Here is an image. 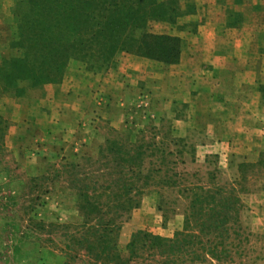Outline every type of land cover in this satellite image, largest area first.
Segmentation results:
<instances>
[{"label": "rangeland", "instance_id": "1", "mask_svg": "<svg viewBox=\"0 0 264 264\" xmlns=\"http://www.w3.org/2000/svg\"><path fill=\"white\" fill-rule=\"evenodd\" d=\"M177 2L173 23L154 21L147 31L181 38V58L192 76L178 93L172 65L125 52L109 68L89 70V64L72 60L59 83L38 89L23 84L24 96L2 93L0 264H93L83 251L67 249L84 219L73 179L93 186L101 175L106 186L114 170L104 164L119 158L110 152L113 142L141 147L144 159L138 170L144 178L135 180L140 190L121 199L125 210L115 234L125 258L137 231L167 238L182 231L191 221L193 189L202 187L234 191L242 208L226 234H215L211 249L218 258L203 256L193 264H264V233L249 224L264 188V0ZM16 6L17 0H0V63L19 55L12 47ZM221 55L229 60L219 59L226 67L222 74L200 75L205 79L193 90L204 64L190 58ZM134 62L150 78L120 75L119 86L117 66ZM99 98L105 102L98 104ZM225 137L233 143L222 154L215 142ZM120 166L127 172L128 164Z\"/></svg>", "mask_w": 264, "mask_h": 264}, {"label": "trees", "instance_id": "2", "mask_svg": "<svg viewBox=\"0 0 264 264\" xmlns=\"http://www.w3.org/2000/svg\"><path fill=\"white\" fill-rule=\"evenodd\" d=\"M179 9L177 0H17L18 31L12 47L19 55L0 63V97L5 92L24 96L23 84L38 89L59 83L72 60L89 64V70L109 68L116 55L125 52L176 65L182 55L181 38L152 34L147 27L154 21L173 23ZM4 128L0 116V144ZM111 145L110 152L119 158L104 164L114 170L106 186L97 173L93 186L84 185L78 177L73 179L84 219L80 235L70 236L67 249L83 251L93 264H193L203 256L218 258L211 249L215 234L222 237L227 233V225L240 218L242 203L234 191L202 187L193 189L187 217L191 221L182 231L173 238L137 231L127 246L128 257L120 253L115 232L125 210L121 199L140 190L135 180L144 178L138 171L144 159L141 147L133 150L116 142ZM120 162L128 164L127 172ZM104 197L115 201L105 203Z\"/></svg>", "mask_w": 264, "mask_h": 264}, {"label": "crops", "instance_id": "3", "mask_svg": "<svg viewBox=\"0 0 264 264\" xmlns=\"http://www.w3.org/2000/svg\"><path fill=\"white\" fill-rule=\"evenodd\" d=\"M204 29H205V32H207L208 27L206 26ZM201 44H202V47H204V46H206L207 43L204 40H202ZM218 57L219 56H213V57H211L212 60L208 59V57L204 58L203 60H201L200 57H198V58L195 57L194 59L190 58L191 61L200 62V64H202V65L204 64V66H203L204 69L202 67L201 68L199 67L198 69L200 72L196 73V76L193 77V80H195V79L197 80L196 83L193 82L191 84V85L194 84L196 86V87H194L193 90L196 91V89H198V84H199L198 80L205 79L204 77H200V75L201 76L204 75L207 77L212 76V78H216L217 76L222 74V70L225 69L226 67H225V65H223V66L219 65L221 63L219 59H221V61H223V63H227V62H229V60H228V57H226L224 55L223 56L221 55V57H219V58ZM225 60L226 61L228 60V61L225 62ZM135 63L136 62L127 66L126 68H124L123 65L117 66V68L114 72H115V75L117 78L116 82L119 86H124L122 83L119 82V76L120 75H121V77H123L124 74L127 75L128 77H130V76L131 77L132 76L139 77V79L141 78V80H147V78H150L149 72L147 70L140 68V67H137L138 64L135 65ZM187 63H188L187 58H185L183 56L178 64L170 66V74H171V76H174V81H175V87H174L173 91L176 93H178L180 91V86L183 85L184 82L188 79L187 76H192V73H190V71H188ZM194 64H196V63H194ZM163 76H165V75H163ZM163 76L162 75L158 76V78L162 79ZM141 85H143V83H141ZM125 87H121V88H125ZM100 100L105 102L103 98H101V99L99 98L98 104H99ZM122 100L119 102H122ZM125 103L126 102L123 101L121 103V105L123 106ZM83 112L82 113L85 114V111H83ZM121 123H122V121H121ZM118 125L119 124H116L114 126L117 127ZM119 126H121V124ZM231 142L233 143V140H231V137H225L224 139L223 138L218 139L215 142L217 152H221L222 154H225L229 145L231 144ZM258 157L259 156L256 157V159H255L256 161L258 160ZM260 196H261L262 200L258 202V205H256V207H258V208H256L257 209L256 212H252V214H254V215L251 217V222L249 224L252 227L253 232L263 234L264 233V212H262L261 214H259L258 212H259V209H264V188H263V191L260 193ZM250 197L251 198L252 197L257 198V195L253 194ZM243 202L245 204H251V202H253V200L252 199H246ZM245 219L247 220L246 217H245Z\"/></svg>", "mask_w": 264, "mask_h": 264}]
</instances>
